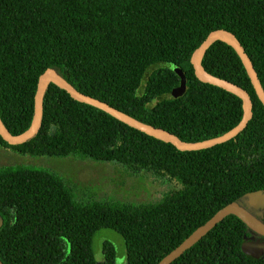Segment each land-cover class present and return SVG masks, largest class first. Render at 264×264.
Returning <instances> with one entry per match:
<instances>
[{"label": "trees", "instance_id": "1", "mask_svg": "<svg viewBox=\"0 0 264 264\" xmlns=\"http://www.w3.org/2000/svg\"><path fill=\"white\" fill-rule=\"evenodd\" d=\"M219 28L239 39L264 89V0H0L1 120L14 135L30 127L38 78L51 68L80 92L184 141L221 135L242 120L243 98L201 81L191 62ZM162 62L178 65L185 84ZM201 64L246 89L253 115L235 137L199 150H180L49 84L38 133L21 144L0 134V145L28 155L117 162L170 185L156 200H83L56 171L2 165L4 264H115L109 242L105 258L95 256L93 237L101 228L122 235L126 264H157L230 202L264 221V208L247 203V192H264V104L232 45L213 42ZM249 240L264 236L229 214L171 264H264V254L243 251Z\"/></svg>", "mask_w": 264, "mask_h": 264}, {"label": "water", "instance_id": "2", "mask_svg": "<svg viewBox=\"0 0 264 264\" xmlns=\"http://www.w3.org/2000/svg\"><path fill=\"white\" fill-rule=\"evenodd\" d=\"M217 40L227 42L236 49L247 68L255 90L263 104L264 89L262 87L261 81L257 75V71L253 65L251 58L249 57V55L245 51V48L240 43L239 39L235 36V34L226 28L212 30L192 54L191 62L194 66L195 74L201 81L208 82L223 87L229 91H232L242 97L244 101V116L242 120L234 128L221 135L200 141H184L174 133L164 128L156 127L152 124L143 122L131 116L130 114L111 106L105 101L80 92L60 73L51 68L46 69L43 73L40 74L38 78L37 91L35 94L34 116L30 127L26 131L14 135L6 128L0 117V134L3 139L10 144H21L35 136L41 127L43 115V102L46 89L50 83H54L59 87L65 89L73 98L97 106L135 128H138L155 137L172 143L180 150L205 149L212 147L216 144L226 142L231 138L235 137L241 131H243L244 128L247 126L249 120L253 115V101L249 92L246 89L232 81L212 75L202 66L201 61L206 50L213 42ZM161 66L174 69V71H176L181 76L182 85L185 84V74L178 65L173 62H162ZM183 89V86H181L180 88H177L174 93H181ZM247 203L250 207L255 209H258L260 207L264 208V192L261 190L247 192ZM229 214H234L238 216L246 225H248L250 228L264 236V221H262L249 208L242 205L241 203L230 202L221 207L204 224L200 225L193 232H191L178 246H176L167 255H165L157 264H171L187 249H189L197 241H199L211 228L216 226ZM242 249L245 253H248L253 257L259 258L264 254V241L249 240L242 244ZM0 264H4L1 259Z\"/></svg>", "mask_w": 264, "mask_h": 264}, {"label": "rangeland", "instance_id": "3", "mask_svg": "<svg viewBox=\"0 0 264 264\" xmlns=\"http://www.w3.org/2000/svg\"><path fill=\"white\" fill-rule=\"evenodd\" d=\"M29 165L56 171L71 183L77 198L101 200L108 198L131 201L158 199L169 187L153 174L136 176L117 162H106L68 156H36L0 145V166ZM113 246L115 264L127 263V247L122 235L112 228H101L93 237L97 260L105 258L104 244Z\"/></svg>", "mask_w": 264, "mask_h": 264}, {"label": "flooded vegetation", "instance_id": "4", "mask_svg": "<svg viewBox=\"0 0 264 264\" xmlns=\"http://www.w3.org/2000/svg\"><path fill=\"white\" fill-rule=\"evenodd\" d=\"M2 224H3V220H2Z\"/></svg>", "mask_w": 264, "mask_h": 264}]
</instances>
